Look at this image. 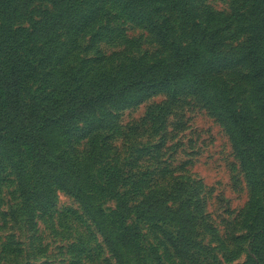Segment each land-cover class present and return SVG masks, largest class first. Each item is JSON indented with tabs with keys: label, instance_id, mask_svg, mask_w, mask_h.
I'll return each instance as SVG.
<instances>
[{
	"label": "rangeland",
	"instance_id": "1",
	"mask_svg": "<svg viewBox=\"0 0 264 264\" xmlns=\"http://www.w3.org/2000/svg\"><path fill=\"white\" fill-rule=\"evenodd\" d=\"M243 1L142 0L128 7L123 0H0V79L16 66L27 111L72 97L77 85L86 94L98 71L120 75L128 60L149 68L182 64L201 50L218 69L197 76L190 69L166 85L50 123L46 146L1 138L0 264H264V114L244 59L255 0ZM199 29L203 41L193 35ZM6 103L0 89V106ZM232 110L244 120L239 128ZM97 135L100 156L81 168V190L96 188L86 170L97 185L106 158L120 169L130 165L123 172L151 173L144 208L96 197L111 215L114 246L80 201L52 181L62 174L56 159L80 158Z\"/></svg>",
	"mask_w": 264,
	"mask_h": 264
},
{
	"label": "trees",
	"instance_id": "2",
	"mask_svg": "<svg viewBox=\"0 0 264 264\" xmlns=\"http://www.w3.org/2000/svg\"><path fill=\"white\" fill-rule=\"evenodd\" d=\"M139 1L142 0H123V5L130 7L131 3L138 4ZM246 1L247 0H244L243 2ZM251 10H253V13L248 18L250 38L248 40L249 44L245 51L244 59L248 60L253 70L257 88L259 87L258 92L261 95V105L264 114V0H255V6L251 8ZM197 18L198 16H193L192 19V27L195 29L200 25V23L197 22ZM91 20L92 19L88 18L85 23ZM221 21L218 24H220ZM154 26L158 27L155 23ZM168 29H171V27ZM163 31L164 27L157 28L158 35L166 36V33ZM201 33L199 29L198 31L196 30L193 35H195L197 40L203 41L205 35L198 37ZM196 38L192 39L191 43L185 48H182V50L185 51L192 47ZM196 55L197 56H193L192 58L188 57L184 59L182 64H174L172 60L167 65H157L152 68L144 64H130V60H128L129 63L127 65H121L120 75H114L112 73L108 76L100 74L98 71V77L94 80V86H91L86 94L78 91L77 89H79V86L77 85L75 89L72 90L74 91V93L72 92L71 94L72 97H69L68 93L65 99L53 100L51 102L47 101L38 106H34V109L29 111L22 105L19 88L17 86L18 70L16 66H14L12 72L8 71L9 77L5 76L6 73L4 77L0 79L2 82V86L0 87L1 95L7 102L0 106V139L3 138L5 142H13L15 144L30 140L31 149L32 145L38 146L37 144H39L46 146L42 134L46 131V127L50 125V123L52 124L56 121L66 122L88 107L92 108L98 105L101 106L107 102L118 101L119 97L124 94H132L133 91H139L150 86L156 87L166 85L180 78L184 71L190 69H192L191 71L194 76L199 75V73H208L211 70H218L216 69L217 66L206 60L201 50L198 51ZM143 58H146V53L143 54ZM100 69L102 70V68ZM219 93L224 95L227 94L225 90L219 91ZM215 96L218 97V95ZM230 118L233 122V126L237 128H239V123L243 124V118L241 115L236 114L234 110L231 111ZM99 123L102 124L103 120L99 121ZM100 136L101 135L92 137L90 142L93 144V149L91 148L80 158L79 156H73L72 158H57L53 165L57 166L62 174H55V176H52V181H55V183H62L65 191L74 195L76 200L80 201L86 216L100 232L105 244L114 246L116 232L112 230L110 226L112 219L109 220V218L111 215H105L104 210L96 205V197L104 196L114 199L117 208L122 207L126 209L128 206H131L134 210L144 208V205L149 201L144 197L143 187H147V181L151 173L144 171L145 173L135 174L139 169L123 172L125 168L130 165H122L120 169L117 160L111 162L109 158H106L108 161L105 163V167L101 169L102 173L101 177L97 180V185H95V181L92 179L89 171L86 170V176L88 177L87 181L89 183L91 182L90 184L96 186V188H93L88 193L86 190H81V187L78 185V183H81L78 177H80V173L83 172L81 168H84V165L87 163L98 161L96 158L100 156V149L97 146L99 144L97 140L100 139ZM95 149H97V153L92 155ZM72 162H74V165ZM99 168H101V164ZM65 171H67L66 175L64 173ZM124 186H129L130 193L126 190L120 191ZM49 193L50 194L47 195L50 196L51 192ZM28 197L27 195V200L29 199ZM42 202H44V200L37 201V203ZM129 235L136 236L135 233Z\"/></svg>",
	"mask_w": 264,
	"mask_h": 264
}]
</instances>
